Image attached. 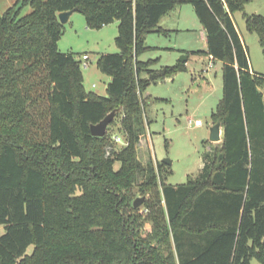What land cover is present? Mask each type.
Segmentation results:
<instances>
[{
    "label": "trees",
    "instance_id": "trees-1",
    "mask_svg": "<svg viewBox=\"0 0 264 264\" xmlns=\"http://www.w3.org/2000/svg\"><path fill=\"white\" fill-rule=\"evenodd\" d=\"M246 1L17 0L0 14V264H264V73L250 70L232 18ZM185 2L205 32L202 52L223 63L211 115L222 142L203 154L198 178L172 185L163 164L138 156L141 94L184 64L155 71L137 55ZM73 8L88 28L118 21L119 52L97 58L106 95L87 92L81 61L58 48V13ZM244 17L264 55V17ZM112 110L121 148L108 129L115 117L103 136L90 132Z\"/></svg>",
    "mask_w": 264,
    "mask_h": 264
},
{
    "label": "rangeland",
    "instance_id": "rangeland-1",
    "mask_svg": "<svg viewBox=\"0 0 264 264\" xmlns=\"http://www.w3.org/2000/svg\"><path fill=\"white\" fill-rule=\"evenodd\" d=\"M16 1L0 0V14ZM30 11L31 8L25 6L22 15ZM244 14L264 17V0H247L243 10L232 14L251 67L264 73V55L258 35L246 29ZM117 25L118 21L114 20L101 28H88L79 11H74L64 24L58 48L61 52L72 53L76 59H81L84 53L88 55L87 66L84 67L83 61L80 63L87 92L106 95L110 76L99 70L97 58L103 53L119 52L115 43ZM158 28L160 31L144 34L147 48L138 53V60L149 61L150 68L155 71L180 64H184V69L164 80L151 82L141 94L145 134L138 145V156L144 163L151 159L154 164H163L161 181L179 185L198 178L203 154L213 153L221 146V143L211 142L209 134L214 124L211 115L223 95V63L202 52L206 49V39L191 3L176 4L160 18ZM140 76L148 77L144 72ZM195 119H200L202 124L194 125ZM114 120L116 124L108 126L109 134L112 139L114 135L121 138V142L116 143L117 148H121L125 137L117 116ZM164 159H169L170 163L164 164ZM119 166L120 162H115L114 168ZM150 229L151 223L145 222L144 232ZM2 232L3 226H0V234ZM252 264L258 261L252 259Z\"/></svg>",
    "mask_w": 264,
    "mask_h": 264
},
{
    "label": "water",
    "instance_id": "water-1",
    "mask_svg": "<svg viewBox=\"0 0 264 264\" xmlns=\"http://www.w3.org/2000/svg\"><path fill=\"white\" fill-rule=\"evenodd\" d=\"M77 11V8H73L67 11H61L58 13V19L62 24H65L70 15L74 12ZM186 59H184L183 61H185ZM116 111L112 110L110 111L108 114H106L98 123L95 124H91L90 125V132L92 135L94 136H103L106 132L107 126L109 125V123L113 120V118L115 117ZM221 136H222V127L220 122H216L214 123L211 128H210V134H209V140L211 142H219L221 140ZM164 163H170L169 159H164L163 161ZM143 200V197H137L134 202L133 205L134 207H138L140 206L141 202ZM263 242H264V238H263Z\"/></svg>",
    "mask_w": 264,
    "mask_h": 264
},
{
    "label": "built area",
    "instance_id": "built-area-1",
    "mask_svg": "<svg viewBox=\"0 0 264 264\" xmlns=\"http://www.w3.org/2000/svg\"><path fill=\"white\" fill-rule=\"evenodd\" d=\"M89 59L88 55L86 53L82 54L81 55V62L83 61V64H84V67L87 66V60ZM189 123H192L191 121H189ZM193 124L196 125V126H199L202 124L201 120L200 119H195L193 121ZM113 139L115 142H121V138L118 136V135H114L113 136ZM123 144H124V141H123Z\"/></svg>",
    "mask_w": 264,
    "mask_h": 264
},
{
    "label": "crops",
    "instance_id": "crops-1",
    "mask_svg": "<svg viewBox=\"0 0 264 264\" xmlns=\"http://www.w3.org/2000/svg\"><path fill=\"white\" fill-rule=\"evenodd\" d=\"M72 14H73V13H72ZM72 14H71V15H72ZM71 15H70V16H71ZM69 18H70V17H69ZM203 31H204V30H203ZM204 35H205V32H204ZM205 39H206V38H205ZM205 50H206V49H205ZM209 57H210V56H209ZM79 60H81V59L79 58ZM250 70H251V71H255V70L251 67V65H250ZM256 72H258V71H256ZM260 73H261V72H260ZM93 86H94V84H93ZM221 142H222V136H221V140H220L219 142H216V143H221Z\"/></svg>",
    "mask_w": 264,
    "mask_h": 264
}]
</instances>
